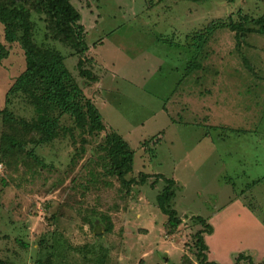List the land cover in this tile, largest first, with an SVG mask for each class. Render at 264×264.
Returning a JSON list of instances; mask_svg holds the SVG:
<instances>
[{
    "label": "rangeland",
    "instance_id": "1",
    "mask_svg": "<svg viewBox=\"0 0 264 264\" xmlns=\"http://www.w3.org/2000/svg\"><path fill=\"white\" fill-rule=\"evenodd\" d=\"M70 1L81 13L87 52L54 39L47 15L33 10L35 38L62 52L106 129L84 131L57 111L59 135L42 143L32 129L34 105L14 97L17 121L10 126L0 116V257L12 264H36L53 253L54 264H202L195 233L204 226L196 216L213 225L217 208L238 196L264 221V35L249 33L238 43L229 28L244 15L264 16V0ZM201 34L209 39L197 53L193 43ZM0 43L9 50L0 62L1 111L26 56L18 42L5 40L1 22ZM81 56L91 77L81 74ZM196 59L201 66L184 75ZM110 77L116 89L107 93ZM180 80L182 93L171 98ZM169 99L175 123L162 110ZM93 115L90 124L98 122ZM113 130L135 151L126 179L148 173L145 185L126 186L107 173L106 136ZM6 133L24 143L23 153L6 155ZM156 173L177 181L174 205L183 222L174 233L158 207L165 182L154 186ZM219 215L208 260L233 264L235 252L247 248L255 261L264 260V243L249 242L246 231L230 238L234 217Z\"/></svg>",
    "mask_w": 264,
    "mask_h": 264
},
{
    "label": "trees",
    "instance_id": "2",
    "mask_svg": "<svg viewBox=\"0 0 264 264\" xmlns=\"http://www.w3.org/2000/svg\"><path fill=\"white\" fill-rule=\"evenodd\" d=\"M33 10L47 15L53 30H57L55 34L57 38L54 37V39L61 40V42L73 47L82 55L88 50V46L84 42L83 26L79 23L81 13L70 0H0V22L5 27V40L9 43L18 42L26 56V70L17 78L9 90L6 107L0 111V116L9 125L16 122L17 117L14 116L11 106L14 97L24 96L38 112V118L32 129L43 136L42 143L51 142L59 135L60 118L55 116L57 111L60 112V115H70L76 126L84 131L87 130L90 133L104 131L106 125L101 121V114L97 112V106L93 100L91 101L84 96L80 85L67 67L65 56L56 47L49 45L46 41L39 42L35 38L36 24L32 20ZM242 19L240 22L231 21L229 23V28L236 31L238 43H241L249 33L264 35V16L252 18L244 15ZM213 30V26L209 25L208 32ZM208 39L209 37L204 34L197 36V40L193 43L197 53L203 50ZM163 40L167 41L166 39ZM8 56L9 50L0 43V62ZM84 60L81 56L78 62L81 74L91 77L88 69L84 68ZM200 66L197 59L193 64L191 62L187 67V74L190 75ZM95 80H97V76L92 75V81ZM91 111L94 114L93 117L98 120L97 123L90 124L89 115ZM106 143L110 160L107 173L116 175L126 186H130L135 182L145 185L151 176L148 173H140L139 181L136 178L126 179V175L133 170L135 160V151L130 143L115 130L107 134ZM2 147L7 156L21 154L23 153L22 150L25 149L24 143L11 133H6L3 136ZM30 155H33V151ZM155 177L154 186L160 179L165 182L162 191L157 195V203L160 210L168 217V231L174 233L183 222L174 205L177 194V181L174 178L157 173ZM262 179L263 177L253 180L246 187L249 188L252 186L251 184H257ZM195 219L204 226L203 229L195 233L199 248L198 258L202 264H219L209 261L207 254L209 246L205 235L213 233V226L203 216H196ZM107 230L110 231V227ZM54 256L53 253L48 254L46 260L38 258L36 264H54ZM241 262L264 264V260L256 262L245 253H239L234 264H241ZM0 264L12 263L0 257Z\"/></svg>",
    "mask_w": 264,
    "mask_h": 264
},
{
    "label": "crops",
    "instance_id": "3",
    "mask_svg": "<svg viewBox=\"0 0 264 264\" xmlns=\"http://www.w3.org/2000/svg\"><path fill=\"white\" fill-rule=\"evenodd\" d=\"M178 45H180V44H178ZM159 62H160V59H159ZM159 66H160V64L156 65V68H158V69L161 68ZM178 68H179V65H178V67H175L176 70ZM186 74H187V72L184 75H186ZM123 76L125 77L126 74H123ZM112 80L113 79L110 77V81H112ZM113 82H114V80L111 83L112 87H107V89H106L107 93H109L111 90H112V92H114V90L116 89V87L113 86ZM181 85H183L181 80L179 83H176L175 87L173 88V91H171V94H172L171 98L173 97V95L175 93H179V92L182 93L181 90H178V88H180ZM170 99L162 105V110L167 114V116L165 117V120L169 119V121L171 123H175L176 120L171 119L168 115V113H170V108L168 107ZM109 104H112V103L109 102ZM153 115L157 116L155 113ZM200 125H202V124H200ZM205 125H209V124L205 123ZM216 126H218V125H216ZM216 126H215V128H217ZM206 137L209 138V133H208V135H206ZM262 177H260V178H262ZM228 200L229 201L225 205H223V207L217 208L218 212L215 215H213V216H215V221L213 223L211 222L213 224L212 225L213 226V233L210 236L206 235V242H208L207 244H209L208 250L211 249L210 247L212 246V242H214L217 238H219V235H220L219 234V226L217 224V222H219V219H218V216H220L219 213L226 214L229 212V216L233 215V217H234V219H233L234 220L233 231L231 232V234H228V236L230 238L237 235V234H235L237 231H240V232L246 231L247 233H249V237H248L249 242H251V243H254V242L255 243H264V221L258 216L256 211H254L251 208H249L248 206H246L244 204L242 198H240L238 196L229 198ZM233 208L235 209V211H232ZM209 238H210V240H209ZM229 244L230 243H228V246H229ZM217 251L220 254L225 253L223 248H220V247L217 248ZM239 253H245L246 255L251 256L254 260V257H255L254 256V250H252L250 248L238 250L237 252H235V256H237ZM215 262H217L219 264H223V263H220L219 261H215ZM256 262H259V261H256Z\"/></svg>",
    "mask_w": 264,
    "mask_h": 264
}]
</instances>
